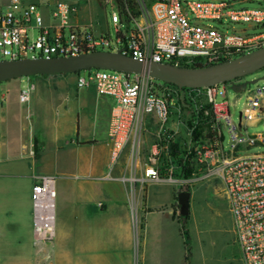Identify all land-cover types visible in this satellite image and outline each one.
Returning a JSON list of instances; mask_svg holds the SVG:
<instances>
[{
	"label": "built area",
	"instance_id": "obj_1",
	"mask_svg": "<svg viewBox=\"0 0 264 264\" xmlns=\"http://www.w3.org/2000/svg\"><path fill=\"white\" fill-rule=\"evenodd\" d=\"M91 1L0 0V61L119 50L143 64L211 66L264 48V8L241 6L264 0H98L109 9L112 36L109 31L100 33L97 21L78 20L82 6ZM130 4H134L133 10ZM44 9L49 24L44 23ZM223 21L247 24L258 31L227 32L204 25H223ZM76 76L79 89L93 84L99 97L114 101L107 134L109 163L102 179L112 178L111 171L123 156L129 175L120 180L137 186L142 199L150 183H188L181 176L185 169L192 177L218 179L242 263L264 264V152L247 153L249 148L264 146V134L249 133L241 120L234 124L227 103H217L232 83L180 91L144 74L90 69ZM30 90L20 91V103L27 102ZM262 92L264 88L249 93V110L257 108ZM5 101V93L0 91V107ZM185 106L196 118L200 113L205 116V120L185 122L190 137L187 148L178 137L182 120H171ZM150 126H154L153 140L147 144ZM195 131L200 133L197 140L193 139ZM144 154L146 160L142 161ZM140 169L142 174L137 176ZM55 182L54 176H41L31 190L32 240L38 253L55 238ZM140 204L144 206V200ZM133 223L139 229L137 212Z\"/></svg>",
	"mask_w": 264,
	"mask_h": 264
},
{
	"label": "crops",
	"instance_id": "obj_2",
	"mask_svg": "<svg viewBox=\"0 0 264 264\" xmlns=\"http://www.w3.org/2000/svg\"><path fill=\"white\" fill-rule=\"evenodd\" d=\"M101 9L92 0L82 6L78 20H89L93 12L101 17ZM43 16L49 24L46 9ZM76 83V74L0 83L6 96L0 107V264H133L137 255L140 264H189L178 224L170 211H163L174 204L172 188L171 199L163 198L158 185L164 184L150 183L142 199L137 186L120 180L129 175L125 156L113 167L112 178L102 179L114 101L99 97L93 84L79 89ZM27 87L31 90L22 104L19 93ZM257 88L264 84L247 91L239 113L247 130L264 122V92L255 110L248 107L249 93ZM149 133L147 144L154 126ZM141 174L140 169L136 175ZM41 176L56 178V222L53 242L38 253L32 240L31 190Z\"/></svg>",
	"mask_w": 264,
	"mask_h": 264
},
{
	"label": "rangeland",
	"instance_id": "obj_3",
	"mask_svg": "<svg viewBox=\"0 0 264 264\" xmlns=\"http://www.w3.org/2000/svg\"><path fill=\"white\" fill-rule=\"evenodd\" d=\"M91 5L92 9L95 10V4ZM259 5L264 8V2L260 4L245 3L241 6L253 8ZM100 13L102 14L101 17H95L96 14L93 12L91 15L94 16H90L88 19L98 22V30L100 31V33H106L109 31L110 35L112 36L113 30L111 25L109 24V9H104V7L102 6ZM222 24L223 25H220L217 22L204 23V25L213 26L227 32H230L232 29L237 31L246 29L250 33L258 31L257 29L249 28L247 24H233L227 21H223ZM262 77H264V69L247 75L242 79H239L235 82V84H239V82H251ZM262 84H264V81H259L254 85H249L245 90H242L238 93H234L232 90H230V87H226L225 97H218L216 101L217 103H220L222 101L227 103L231 120L234 122V124L238 125L239 113L247 96V91L252 90L257 85ZM12 94L13 93L10 92L9 95ZM171 120H182L184 125L179 126L178 137L181 145L183 144V146L187 148L190 137L187 134L185 122L187 120H205V116L200 113L198 118H196L191 108L185 106L182 107L179 112H174ZM248 132L264 133V122L257 124L255 127L249 128ZM224 137L225 143H227V135L225 133ZM259 152H264V146H256L247 150L248 154ZM144 155L142 156V160H145L146 158L144 157ZM124 160H126V157L123 159V161ZM181 176L185 180L188 179V183L181 186H171L169 184H164L158 185V188L162 191V197H167L169 199H171V196L168 194V191L171 190V188L173 190L172 198L174 204L170 207L167 206L163 209V211H170L178 224L182 242L185 246L188 256L191 258V261L188 263L243 264L241 261L240 250L234 243L232 219L228 211V206L224 197L223 186L221 182L216 178L201 179L199 175L195 177H192L190 175V177L188 178L184 177L183 175ZM179 178L181 177L179 176ZM181 191L188 192L190 194L188 215L185 218H182L179 215V207L176 198V194ZM165 232L166 235L169 234V231L167 229ZM171 261H176V255L175 259L174 257H171ZM133 264H140L138 255L136 256Z\"/></svg>",
	"mask_w": 264,
	"mask_h": 264
},
{
	"label": "water",
	"instance_id": "obj_4",
	"mask_svg": "<svg viewBox=\"0 0 264 264\" xmlns=\"http://www.w3.org/2000/svg\"><path fill=\"white\" fill-rule=\"evenodd\" d=\"M90 69L144 74L156 81L183 89L209 88L215 85L232 83L234 93L245 90L260 80L235 84L236 81L264 69V48L235 60L202 67H183L172 64L146 63L116 52H92L75 57L34 58L0 61V83L33 76L71 75ZM179 215L185 218L189 210L188 192L176 194Z\"/></svg>",
	"mask_w": 264,
	"mask_h": 264
},
{
	"label": "trees",
	"instance_id": "obj_5",
	"mask_svg": "<svg viewBox=\"0 0 264 264\" xmlns=\"http://www.w3.org/2000/svg\"><path fill=\"white\" fill-rule=\"evenodd\" d=\"M130 9L133 10V7H134V4H130ZM180 66H183V67H202L201 64H198V63H193V64H187V63H181ZM200 133L198 131H195L193 133V139L194 140H197V138L199 137ZM191 175V171L189 169H185V171L183 172V176L184 177H190Z\"/></svg>",
	"mask_w": 264,
	"mask_h": 264
}]
</instances>
